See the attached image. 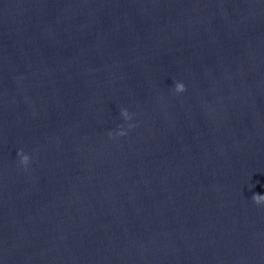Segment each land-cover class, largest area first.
<instances>
[{
  "label": "water",
  "instance_id": "1",
  "mask_svg": "<svg viewBox=\"0 0 264 264\" xmlns=\"http://www.w3.org/2000/svg\"><path fill=\"white\" fill-rule=\"evenodd\" d=\"M254 193L264 0H0V264H264Z\"/></svg>",
  "mask_w": 264,
  "mask_h": 264
},
{
  "label": "clouds",
  "instance_id": "2",
  "mask_svg": "<svg viewBox=\"0 0 264 264\" xmlns=\"http://www.w3.org/2000/svg\"><path fill=\"white\" fill-rule=\"evenodd\" d=\"M175 91L177 93H182L185 91V85L183 83H180V82H177L175 83ZM121 116L125 119V120H128L130 119V115L128 113V111L126 109H121V112H120ZM112 133L109 132V136H111ZM116 135L118 136H123L125 135L124 131H117L116 132ZM18 156H20V163L22 165H27L28 162H29V157L25 154H22L21 152H18L17 153ZM252 200L256 203V204H262L264 203V194H257V193H254L253 196H252Z\"/></svg>",
  "mask_w": 264,
  "mask_h": 264
}]
</instances>
